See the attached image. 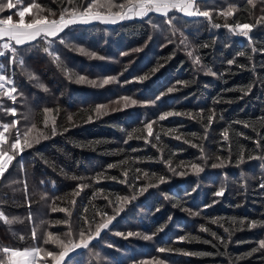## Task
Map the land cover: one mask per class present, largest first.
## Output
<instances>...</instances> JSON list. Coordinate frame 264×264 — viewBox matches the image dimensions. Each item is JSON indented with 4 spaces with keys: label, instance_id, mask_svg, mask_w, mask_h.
<instances>
[{
    "label": "trees",
    "instance_id": "obj_1",
    "mask_svg": "<svg viewBox=\"0 0 264 264\" xmlns=\"http://www.w3.org/2000/svg\"><path fill=\"white\" fill-rule=\"evenodd\" d=\"M29 2L21 0L17 8L0 13V18L14 14ZM35 2L46 10L44 15L51 9L58 16L62 8L72 7L67 0ZM80 3L86 4L87 0ZM229 6L235 9L232 16L219 14ZM200 8L209 11L212 19L189 17L172 10L171 25L166 23L168 17L158 13L116 23L94 20L70 25L50 45V51L55 50L60 56L63 69L43 51L47 43L43 39L21 46L23 68L9 66L0 58V63L5 64L0 73L11 77L18 92L23 93L15 103L0 97V124L18 120L21 133L35 124L49 137L17 155L0 177V211L14 221L7 224L0 220V249L23 251L40 246L59 251L55 244L44 243L47 232L68 239L65 233L69 225L55 221L69 219L72 239H77L82 229L91 226L94 230L104 218L103 213L114 214L117 197H129L130 202L109 229L103 230L89 248L70 254L71 259L65 258V264H141L154 258L162 259L164 264H264V251L237 259L264 239V227H248L249 221L264 220V188L260 186L264 184V160L247 159L249 155L264 154V22L256 24L264 15V3L257 0L252 7L247 0H200ZM32 18L25 14L26 23ZM18 19L13 15L14 22ZM225 23L255 24L249 33L251 39L230 32L223 27ZM215 24L222 26L217 28ZM78 48L104 59L89 58L75 50ZM253 48L257 51L253 52ZM197 57L199 64L194 63ZM229 60L235 63L230 65ZM160 64L164 66L152 74ZM209 69L216 75L206 74ZM66 71L74 74L72 80ZM27 73L37 79H29ZM79 75L98 82L116 77L117 82L94 87L76 83L75 76ZM143 76L149 78L140 81ZM250 86L251 91L245 95L242 90ZM169 88L175 90L167 93ZM158 96L160 99L156 100ZM123 97L138 103L125 107ZM97 105H107L108 114L98 116L94 111ZM8 107L16 108L15 117L5 113ZM45 108L52 111L45 114ZM169 111L183 115L160 121L159 116ZM213 112L209 125L207 117ZM52 120L57 129L54 136ZM153 121V135L149 136L145 125ZM225 130L228 140L223 137ZM5 135L10 144L15 130ZM30 135L36 136L37 132ZM194 144L198 146L193 147ZM241 151L245 162L237 165ZM217 157L226 166L212 168V163L220 162ZM109 164L117 167L108 168ZM192 164H199L204 170L197 174ZM181 172L186 175L176 174ZM100 173L105 178L97 182L94 178ZM161 176L164 183L159 182ZM81 184L88 187L79 190L77 186ZM221 187L224 195L214 196ZM144 188L147 190L140 194ZM76 191H80L78 196ZM72 200L76 201L74 205ZM53 207L70 209L72 215L69 218L65 212H54ZM85 217L89 223H85ZM233 218L237 223H232ZM242 219L243 226L239 224ZM212 220L218 223L212 224ZM202 225L224 237L227 246L201 232ZM161 227L165 230L158 232ZM34 228L36 239L32 238ZM117 232H137L152 239H125ZM181 236H197L212 243L179 241ZM161 247L212 255L159 253ZM36 259L37 264H51L43 251Z\"/></svg>",
    "mask_w": 264,
    "mask_h": 264
},
{
    "label": "snow or ice",
    "instance_id": "obj_2",
    "mask_svg": "<svg viewBox=\"0 0 264 264\" xmlns=\"http://www.w3.org/2000/svg\"><path fill=\"white\" fill-rule=\"evenodd\" d=\"M21 2V0H16V3H13V0H0V13H3L5 10H11L17 8V5ZM261 3H264V0H260ZM67 3L69 5H72L71 8H62V10L59 12L58 16L57 13L53 12L51 9H48V15H44L43 13L46 11L39 3H36L35 0H31L27 4L26 7L20 8V10L16 11L14 14H9L6 17L0 18V58L7 61V64L9 66L15 64L19 65L23 68L24 66V58L21 52V46H24L26 44H31L32 42L37 41V39H43L46 40V46H44L43 51L45 53H48L50 56H52L53 61L57 64L58 67H61L63 69V65L61 62V58L59 55L55 54V50L50 51V45L52 41L56 38H59L60 33L64 31L65 28H68L70 25H75L78 23L87 24L91 23L94 20H99L104 23H116L118 20H125V19H131L133 17H147L150 13H158L165 17H168L166 23L169 25L172 24V18L169 16V12L172 10L179 11L189 17L192 16H202L209 20L212 19V14L209 11L201 10L200 8V0H125V2L122 3H114L113 0H87L86 4H81L80 0H67ZM257 3V0H247V4L251 5L252 7H255ZM119 9L118 11H113V9ZM32 9H35L36 12L32 13ZM101 9H106V11H101ZM235 9L232 6H229L228 9L224 12L219 13L220 15L225 16L226 18L229 16H232ZM262 12H264V9H261ZM28 13L33 18L29 20L27 23L25 22V14ZM13 15L18 16L19 19L17 21H13ZM264 22V15L260 16L256 20V24H260ZM220 24H215L214 27H221ZM223 27L228 28L230 32H233L234 34L250 38L249 33L252 31V28L255 27L254 25H249L247 23L239 24L236 23L234 26L229 25L228 23H225ZM239 29V31H237ZM63 43V40H61ZM183 43V41H182ZM206 46V45H205ZM76 51H79L80 53L87 55L89 58H97V59H104V57L97 56L95 52H87L83 48L75 49ZM135 51H140V49H136ZM253 52L257 51V49L253 48ZM123 55H127V53H124ZM189 56L192 55L191 52L188 53ZM238 55L243 56L244 53H239ZM250 59V57H249ZM199 57H197L194 60V63L199 64ZM228 63L234 64L235 60H229ZM164 65L160 64L156 68L152 70V74H155L156 71H159L160 68H162ZM243 67V65H240ZM5 64L0 63V69L4 68ZM29 76V79H37L34 75L31 73H27ZM208 75H216V73L212 72L211 69L207 71ZM65 75L69 80H72L74 78V74L65 72ZM149 76H143L140 77V81H143L145 79H148ZM75 82L78 84L87 83L94 87H103L105 85H109L110 83L117 82L116 77H108L106 79H103L102 81L98 82L95 80H88L86 76L79 75L75 76ZM128 82V81H126ZM186 83V82H185ZM6 85H11V87H6ZM40 87H44L42 84L39 85ZM47 91V89H44ZM175 89L169 88L167 90V93H172ZM244 91V94L247 95L251 91V86L246 89L242 90ZM167 93H161V96L166 95ZM22 92H18L17 87L14 85V81L11 77H9L6 74L0 73V97H7L9 100H11L13 103L16 102L17 96H22ZM125 101V107L129 105H135L138 102L134 99H130L129 97H123L122 98ZM160 96L156 97V100H159ZM156 101H151L150 103H155ZM118 109H113V111ZM6 114H10L12 116L17 115V110L15 107H8L4 109ZM52 110L45 108L44 113L48 114ZM95 113L99 115H106L108 114V106L107 105H97L94 109ZM183 115L180 112H165L164 114L159 116V120L163 121L167 119L168 117L172 116H180ZM190 115V114H188ZM214 112L212 115H209L207 117V122L210 125L214 119ZM72 118L69 117V120ZM91 119V117H89ZM19 121L13 120L10 123H2L0 124V127H2V131H0V177L4 175V173L7 171L8 166L12 163V161L16 158L17 155H20L24 152L26 148H31L33 146V143H39L41 139H48L49 137L45 135L43 132L39 131L36 128V125L33 124L30 128H28L23 133L20 132V130L17 128ZM48 118H45L44 124L45 127H48ZM52 128H51V135L57 134V129L55 127V120L51 121ZM153 121L152 123H147L145 125V128L148 131V135H153ZM245 127H248V124L244 125ZM11 129L15 130V136L12 138L11 143L9 144V136H6L5 133H9ZM34 131L37 132L36 136H31L30 134ZM138 131V130H137ZM223 137L225 140H228V132L225 130L223 133ZM133 137L131 134H129V140H131ZM159 139V137H156ZM177 140L181 139L180 136L175 137ZM247 138V137H246ZM127 142V141H125ZM185 143H190L189 140H185ZM257 147H260V142L256 141ZM8 145L9 147L6 149L3 146ZM155 146V145H153ZM193 147H197L198 145H192ZM201 150H203L201 148ZM12 154H9V153ZM219 160V163H212L211 167L216 168H222L225 165V161L221 160L219 157L216 158ZM249 160L258 159V160H264V154H261L259 156H253L249 155L247 157ZM245 162V155L244 152L241 151L237 160V165ZM117 167V165L109 164L108 168H114ZM191 168L194 172L197 174L202 172L204 169L199 164H192ZM169 170L175 173V169L169 167ZM178 175H186V173H176ZM124 175L126 176L127 173L125 172ZM147 175V173H145ZM105 178L103 173L98 174L94 179L99 182L100 179ZM110 179H116V177H107ZM72 179H77L76 177H72ZM123 182V181H122ZM159 182L164 183L165 178L163 176L159 177ZM156 185H149V187H155ZM262 188H264V184L260 185ZM79 190H83V188L88 187V185L81 184L77 186ZM147 188H144L141 190L140 194L143 193V191H146ZM225 192V189L221 187L219 190H217L214 193V196H223ZM76 196L80 194V191H76L74 193ZM131 199H136V195L134 194ZM118 206L114 209V214L109 216L107 213H103L102 216L104 217L101 221L97 222L95 224L94 230L89 226L88 229H82L77 239H72L73 232L70 225L69 219L64 220H57L55 221L56 224H66L69 225L68 232L65 233V235L68 237L67 240L60 239L58 236H54L53 233L47 232L46 239H44L45 244H55L56 247L59 249V251L55 250H46L42 249L40 246H35L30 249L26 248L23 251L16 250V249H10L8 247H3L0 249L3 256H0V264H37V257L41 254V252H44V255L48 258H50L51 264H65V258L71 259L70 254L75 253L77 249H87L89 248L91 242L100 237L103 230L109 229V226L112 224V222L116 219V217L124 210V205L130 202L129 197H117ZM71 203L74 205L76 203L75 200H72ZM213 203H216V201H213ZM178 206V205H174ZM208 207H211V205H208ZM61 211L65 212L67 216L70 218L72 215V212L70 209L67 208H59L56 207L52 208V211ZM158 211V210H157ZM190 211V210H186ZM193 215H199V213H190ZM28 219L31 220V214H29ZM171 219V217H169ZM0 220H3L7 224H12L14 221L8 219L5 214L0 211ZM85 223H89L87 220V217H85ZM212 224L218 223L217 220H212ZM232 223H237L236 219L233 218ZM239 224L243 226L245 224V220H240ZM264 227V220H252L248 222L249 228H256V227ZM165 229L164 227L159 228L158 232H163ZM225 232H229V229L225 228ZM201 232H207L209 233L214 239L220 241L221 244H224L227 246V240L224 237H220L217 235V233L211 231L210 228L204 227L203 225L200 227ZM116 235L123 236L125 239L129 237H140L143 240H151L152 236L149 235H142L141 233L137 232H128V233H120L117 232ZM229 236H231V233H229ZM32 238L36 239L37 234L35 228L32 230ZM20 239H24L23 236L20 237ZM179 241H186V242H203V243H212L210 240H203L201 241L200 237L197 236H181L178 238ZM159 253H167V252H173L178 251L181 252L185 256H210L212 253L207 252H189L184 251L182 249H166V248H159L157 250ZM258 251H264V239L259 241V246L254 247L250 252L246 253L244 257H238L237 259H244L246 257L252 256L253 253ZM6 257V260H5ZM45 264H48L47 261H45ZM141 264H164V261L162 259L154 258L153 261H142Z\"/></svg>",
    "mask_w": 264,
    "mask_h": 264
},
{
    "label": "rangeland",
    "instance_id": "obj_3",
    "mask_svg": "<svg viewBox=\"0 0 264 264\" xmlns=\"http://www.w3.org/2000/svg\"><path fill=\"white\" fill-rule=\"evenodd\" d=\"M134 18V17H133ZM138 18V17H137Z\"/></svg>",
    "mask_w": 264,
    "mask_h": 264
}]
</instances>
